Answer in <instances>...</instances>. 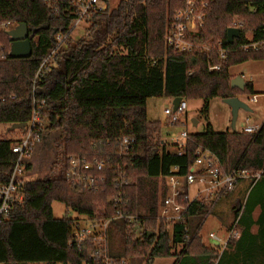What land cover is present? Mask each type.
Segmentation results:
<instances>
[{"label": "trees", "instance_id": "obj_1", "mask_svg": "<svg viewBox=\"0 0 264 264\" xmlns=\"http://www.w3.org/2000/svg\"><path fill=\"white\" fill-rule=\"evenodd\" d=\"M184 2L120 0L112 9L92 10L87 31L74 40L80 11L76 0H0V25L26 23L30 30L49 25L30 35L28 58H12L11 37L6 29L0 31L6 53L0 61V125L30 120L35 89L36 97L46 100L45 131L60 133L50 172L26 182L23 201L0 222V262L87 260L86 251L70 244L75 219L53 214V202L60 201L87 219L111 218L107 244L117 261L174 255L173 264H264V123L254 133L215 131L208 125L204 132L190 133L185 153L178 155L162 141V124L147 115L150 97L201 98L206 112L212 98L255 93L251 81L244 90L232 88L230 68L264 60V0H209L204 26L193 38L200 47L188 53L167 47L164 39L170 16ZM235 18L242 23L240 35L229 43L227 30ZM58 35L65 39L55 64L34 84L44 58L58 45ZM219 41L228 51L226 58L220 56ZM252 43L258 48H243ZM210 65L220 68L210 70ZM13 142L0 137V182L9 179L17 159ZM199 147L214 152L224 172L252 174L224 192L211 211L198 201L186 210L188 216L206 217L229 197L227 207L233 220L240 216L242 233L224 249L206 245L200 228L189 236L187 222L158 216L167 192L165 176L174 166L187 173ZM79 154L105 162L100 171L107 175L105 186L84 188L66 177L69 156ZM116 194L126 202L122 216L116 214L120 205L111 200ZM177 247L181 249L175 251Z\"/></svg>", "mask_w": 264, "mask_h": 264}, {"label": "built area", "instance_id": "obj_2", "mask_svg": "<svg viewBox=\"0 0 264 264\" xmlns=\"http://www.w3.org/2000/svg\"><path fill=\"white\" fill-rule=\"evenodd\" d=\"M105 0H76L79 5V16L74 23H78L82 19H87L91 11L94 9H105ZM209 5V0H185L183 7L177 9L170 16L167 28L165 31V44L167 47L178 50L182 53H188L199 48L200 45L194 41V36L203 28L206 18V10ZM15 24L14 22H3L0 25V31ZM241 22H236L232 27L240 28ZM65 39V36L58 35V45L50 51L44 58L40 68L38 69L34 84L37 80L49 70L50 65L55 64V56L58 46ZM222 42L217 44L218 51L222 58L227 57L228 51L223 48ZM258 48L257 43L243 45L244 49ZM206 50H210L205 46ZM6 58L5 48L0 43V61ZM210 70H217L220 65H210ZM264 96V91H262ZM258 95H254L252 100L257 101ZM172 107H166L164 110L168 116L169 125L176 126L181 123V114L187 110L186 99H183L174 108V99ZM46 108V100L36 97V90L33 95V111L30 120L25 127L20 131V134L14 138L11 145L13 153L17 154V159L10 173L9 179L5 182H0V222L10 213L16 204L24 199L23 188L26 182L35 179V173H32L31 157L36 151L37 145L42 141L45 134V120L43 119V111ZM260 125L247 124L244 131L254 133L258 131ZM190 133L187 130L181 131L180 134L172 135V145L175 147V152L178 155H183L186 150L187 142ZM128 140L125 138L124 143ZM196 156L193 162L189 165L187 173H179L180 167L174 166L164 178V184L167 192L164 198L160 201L158 216L167 222L174 220L187 222L186 231L189 236L193 235L202 226V222L198 228L192 231L190 221L194 217L188 216L186 210L189 203L198 201L209 206V211L213 209L221 195L226 191H231L235 188L236 183L245 178H249L252 174L248 170H234L230 173L223 171L221 162L218 156L209 149L199 147L196 150ZM69 167L66 169V177L74 184L84 188H99L105 186L107 175L101 174L104 170L105 162L94 160L91 161L84 155H70ZM261 172L256 174L259 178ZM122 184V182L120 183ZM196 185V191L193 198L190 197V187ZM116 205L119 204L116 214L122 216V208L126 202L120 194L114 195L111 198ZM116 217V216H115ZM207 217V215H206ZM239 217L234 219L231 225L227 228L225 239L220 238L215 232L211 231L209 237L219 243V247L224 249L231 239H238L241 236L242 229L239 223ZM87 227L81 228L80 222L75 220L73 225L74 237L70 244H76L80 251H86L88 258L82 264H130V259L115 260L109 253L108 227L111 218L107 219H88ZM221 243V244H220ZM0 264H4L0 262Z\"/></svg>", "mask_w": 264, "mask_h": 264}, {"label": "rangeland", "instance_id": "obj_3", "mask_svg": "<svg viewBox=\"0 0 264 264\" xmlns=\"http://www.w3.org/2000/svg\"><path fill=\"white\" fill-rule=\"evenodd\" d=\"M120 0H105L104 5L110 9L116 7ZM236 22L233 20L232 25ZM18 24H11L9 29L17 28ZM87 21L82 19L78 23H74V30L71 37L77 40L87 31ZM232 75H242L246 81H253L264 90V60H251L245 63H239L230 68ZM254 95H258L257 101H253ZM238 99L242 103L237 113L233 112L231 105L226 103L221 97H215L208 100V109L203 111L205 106L204 99L186 100L187 110L181 114V123L176 126L169 125L167 114L164 110L166 107H172L173 100L168 97H150L147 101V115L150 121H159L162 124L161 139L167 145L170 151H175L172 145V135L180 134L181 131L187 130L189 133L204 132L208 125L215 131H242L247 124L262 125L264 123V96L262 92H255L251 94H240ZM197 123L194 124L193 120ZM20 131L10 132V125H0V137L16 138ZM59 131H46L44 138L37 145L36 151L31 157L32 173H35V179L41 178L48 174L51 170L52 162L55 156L54 141L59 136ZM196 191V185L190 187V197L193 198ZM238 188L234 191L237 193ZM229 197L221 201L215 211L207 217H194L190 221L192 231L198 228L199 235L203 242L208 246L219 247V243L215 242L209 237L211 231L215 232L220 238L225 239L227 228L233 221V213L227 207ZM238 203H236L237 205ZM227 207V208H226ZM53 214L55 217H69L74 218L80 222V227H87L89 220L86 216L79 214L72 208H67L65 204L60 201H54ZM221 244V243H220ZM181 248L177 247L175 251ZM176 256L156 257L154 260L148 261L146 257L130 258V264H173Z\"/></svg>", "mask_w": 264, "mask_h": 264}, {"label": "water", "instance_id": "obj_4", "mask_svg": "<svg viewBox=\"0 0 264 264\" xmlns=\"http://www.w3.org/2000/svg\"><path fill=\"white\" fill-rule=\"evenodd\" d=\"M46 29L49 28V25H42L39 28H35L30 30L28 25L26 23H19L17 28L8 30V34L11 37L12 44H11V51L10 56L12 58H28L32 54V45L30 42V35H34L39 29ZM56 32V30H55ZM240 35V28L238 27H229L227 30V37L229 43H233L234 39ZM246 80L242 75H236L231 79V87L239 88L241 90L245 89L246 86ZM182 100V97H176L174 99V108L176 109L180 101ZM224 101L231 105L233 112L237 113L238 109L242 105L240 100L238 99V96L236 97H229L224 98ZM194 124L197 123V120H193ZM26 125V122L22 123H14L10 126V130H17V129H23Z\"/></svg>", "mask_w": 264, "mask_h": 264}, {"label": "crops", "instance_id": "obj_5", "mask_svg": "<svg viewBox=\"0 0 264 264\" xmlns=\"http://www.w3.org/2000/svg\"><path fill=\"white\" fill-rule=\"evenodd\" d=\"M244 63H245V62H244ZM234 76H236V75H234ZM251 82L253 83L254 91H255V92H262V91H264L263 88H260L259 85H257L256 82H254V80L251 81Z\"/></svg>", "mask_w": 264, "mask_h": 264}]
</instances>
